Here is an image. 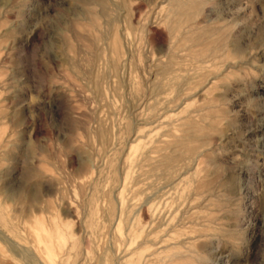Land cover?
I'll return each instance as SVG.
<instances>
[{
    "label": "rangeland",
    "instance_id": "374dc122",
    "mask_svg": "<svg viewBox=\"0 0 264 264\" xmlns=\"http://www.w3.org/2000/svg\"><path fill=\"white\" fill-rule=\"evenodd\" d=\"M0 264H264V0H0Z\"/></svg>",
    "mask_w": 264,
    "mask_h": 264
},
{
    "label": "bare ground",
    "instance_id": "6f19581e",
    "mask_svg": "<svg viewBox=\"0 0 264 264\" xmlns=\"http://www.w3.org/2000/svg\"><path fill=\"white\" fill-rule=\"evenodd\" d=\"M95 7V6H94Z\"/></svg>",
    "mask_w": 264,
    "mask_h": 264
}]
</instances>
